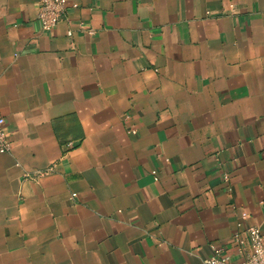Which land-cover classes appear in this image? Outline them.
<instances>
[{
    "label": "crops",
    "instance_id": "0c3cea01",
    "mask_svg": "<svg viewBox=\"0 0 264 264\" xmlns=\"http://www.w3.org/2000/svg\"><path fill=\"white\" fill-rule=\"evenodd\" d=\"M69 2L44 30L0 0V264H205L264 229V0Z\"/></svg>",
    "mask_w": 264,
    "mask_h": 264
},
{
    "label": "built area",
    "instance_id": "2783aa9c",
    "mask_svg": "<svg viewBox=\"0 0 264 264\" xmlns=\"http://www.w3.org/2000/svg\"><path fill=\"white\" fill-rule=\"evenodd\" d=\"M77 7L78 3H71L69 0H39L37 19L42 29L52 30L66 18L69 8ZM73 145V142H69L68 148ZM12 147L6 120L0 115V152H10ZM44 173L45 171H38V175ZM261 205L264 209V200ZM245 217L246 214H242L241 218ZM238 225L232 236V252L222 245H213V253L205 264H264V229L242 222Z\"/></svg>",
    "mask_w": 264,
    "mask_h": 264
}]
</instances>
